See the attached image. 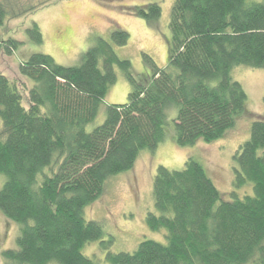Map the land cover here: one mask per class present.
<instances>
[{"label":"trees","instance_id":"16d2710c","mask_svg":"<svg viewBox=\"0 0 264 264\" xmlns=\"http://www.w3.org/2000/svg\"><path fill=\"white\" fill-rule=\"evenodd\" d=\"M18 2L0 0V29L37 8ZM127 8L149 24L161 15L159 2ZM169 29L167 65L158 67L144 55L151 71L142 80L114 51L113 45L128 41L119 27L110 40L92 34L74 65L44 52L21 60L18 71L30 82L25 80V96L22 84L0 72V211L19 225L16 248L2 252L3 264H92L82 249L100 240L104 229L85 219L84 209L102 195L108 179L132 169L142 150L164 141L169 109H176L173 132L180 146L222 138L245 112L246 93L231 71L264 69V1L174 0ZM25 32L43 43L36 22ZM22 43L0 34V53L11 55ZM116 65L131 84L127 101L106 105L103 122L89 131L116 81ZM254 117L233 155V186L252 183L253 195L226 200L193 158L180 170L159 165L152 182L158 214L148 213L146 222L166 231L165 243L144 239L132 252L108 251L105 259L264 264V113Z\"/></svg>","mask_w":264,"mask_h":264},{"label":"rangeland","instance_id":"374dc122","mask_svg":"<svg viewBox=\"0 0 264 264\" xmlns=\"http://www.w3.org/2000/svg\"><path fill=\"white\" fill-rule=\"evenodd\" d=\"M264 1V0H247ZM26 7L36 8L42 0H19ZM159 2L161 15L153 24L126 11L127 7ZM174 0H51L16 20H7L0 29L1 35L10 34L23 43L11 55L0 53V72L21 86L25 96L29 80L18 71L21 60L32 53L44 52L62 65L71 66L78 62L80 53L91 44L92 34H101L110 40V32L121 28L128 33L125 45H113L120 58L129 60V71L138 80L150 75V57L158 67L167 65L170 41L169 18ZM32 22H36L43 35V43L32 42L25 32ZM116 81L110 85L95 119L86 127L92 130L101 124L108 104H123L131 89L126 72L114 67ZM231 76L238 81L246 93L245 112L224 136L213 142L198 140L193 145L180 146L174 140L173 121L176 109L167 111L168 126L166 137L154 150H142L132 169L108 179L102 195L84 209L87 220L100 222L104 235L100 240L86 244L82 252L92 264H110L105 255L110 252H132L144 239L165 243L164 229L152 230L146 222L148 213L158 214L152 195V182L159 165L171 170H180L188 158L199 162L216 188L229 197L253 195L252 183L234 188L235 164L233 155L249 136V128L254 116L264 113V69L236 66ZM26 80V81H25ZM26 102V100L24 101ZM4 176L0 175V187ZM18 226V227H17ZM19 225L6 218L0 211V264L4 260L2 252L16 248ZM111 243H107L109 238ZM103 241V243H101Z\"/></svg>","mask_w":264,"mask_h":264}]
</instances>
